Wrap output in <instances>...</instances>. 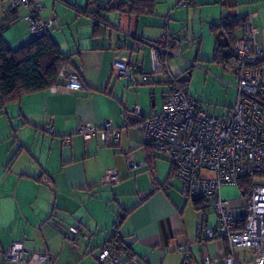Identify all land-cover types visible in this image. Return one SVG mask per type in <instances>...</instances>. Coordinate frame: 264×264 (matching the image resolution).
<instances>
[{
  "label": "crops",
  "instance_id": "obj_1",
  "mask_svg": "<svg viewBox=\"0 0 264 264\" xmlns=\"http://www.w3.org/2000/svg\"><path fill=\"white\" fill-rule=\"evenodd\" d=\"M34 1L43 7V20L55 19L49 35L79 69L85 87L71 91L55 85L0 109V264H15L7 262L3 253L20 238L28 254L48 250L52 264H99L95 259L98 249L116 230L129 251L145 264H186L176 239L190 252L192 262L188 264H203V258L220 255L223 241L198 242L197 223L204 220L215 227L216 219L210 225L205 210L200 213L185 198L170 160L155 153L153 163L130 168L126 158L130 156L135 162L147 158L149 148L143 144L136 124L161 111L169 76L187 69L190 76L194 63H211L216 42L211 25L242 16L226 9L218 18L205 19L212 42L204 51L203 32L199 43L190 27L195 12L199 9L201 13L207 5L216 8L217 4L236 8L237 0H190L185 9H175L174 0H152L149 11H101L98 21L90 14L95 8L87 6L88 0ZM98 1L105 4L110 0ZM7 9L10 1L0 0V23L5 21ZM14 10L16 20L2 30L11 48L32 37L28 10L22 6ZM113 29L117 31L115 45L109 40ZM165 32L176 41L172 53L180 52L182 41L198 43L192 59L180 56L185 61L177 72H171L169 66L174 54L167 57L166 66H161L164 55L155 57L148 44L137 46L142 40L155 41ZM242 35L239 28L236 39ZM259 42L264 46V39ZM119 52L129 56L131 68L148 75L147 81L137 85L150 86V103L137 85L113 75L112 63ZM140 90L146 92V88ZM134 105H138L139 114L134 113ZM105 121L124 129L118 141L107 144L98 135L85 140L77 133L80 122L102 128ZM45 125L52 131L47 132ZM65 135L71 136L68 146L62 143ZM108 170L116 171L117 182L106 179ZM231 186L222 187V196L238 199L229 193ZM56 220L77 228L79 236L66 238L55 226ZM250 254L240 252L237 264H245ZM120 256L124 260L125 255ZM251 261L249 257L248 263Z\"/></svg>",
  "mask_w": 264,
  "mask_h": 264
},
{
  "label": "built area",
  "instance_id": "obj_2",
  "mask_svg": "<svg viewBox=\"0 0 264 264\" xmlns=\"http://www.w3.org/2000/svg\"><path fill=\"white\" fill-rule=\"evenodd\" d=\"M10 6H22L28 10L26 15L31 36H37L54 23L55 19L43 20L40 14L43 7L34 0H9ZM190 0H175L174 6L187 7ZM253 15H242L243 35L233 46L235 65L232 69L236 77V98L228 112L216 115L202 109L201 103L190 96L186 75L173 78L169 76V91L165 95L162 109L140 119L136 124L143 144L149 148L148 156L142 162H135L127 156L130 168L141 164H151L155 153L173 165L174 176L183 184V194L188 199L204 200L216 217L215 227L204 220L196 225L199 243L218 239L224 242L222 253L216 257L203 258V264H237L240 252L251 253V264H264V46L257 39V28L252 22ZM9 13V18L12 19ZM117 31L111 30L109 40L115 45ZM143 42V43H142ZM175 39L168 32L152 42L142 40L140 47L148 44L155 57L165 56L161 66H166L167 57L175 54L171 46ZM112 73L126 77L129 83L137 85L147 81L148 75L140 73L137 67L131 68L129 56L117 53L112 63ZM61 84L67 90H80L85 87L78 68L70 62L64 63L60 70ZM53 87V86H52ZM133 111L139 114L138 105ZM44 129L51 132L50 125ZM123 128L113 127L105 121L102 128L80 122L77 133L83 139L98 135L107 144L119 140ZM71 136L62 137L63 145H70ZM245 176L256 177L243 199H229L221 194L225 185H238ZM106 179L117 182L115 170L106 172ZM55 226L62 230L66 238L79 236V230L70 227L62 220ZM87 238V237H86ZM176 246L184 253L186 264L192 262L189 251L175 240ZM9 263L52 264L48 250L28 254L23 246V238L11 242L4 251ZM99 264H145L133 256L125 262L120 254L103 244L95 256Z\"/></svg>",
  "mask_w": 264,
  "mask_h": 264
},
{
  "label": "trees",
  "instance_id": "obj_3",
  "mask_svg": "<svg viewBox=\"0 0 264 264\" xmlns=\"http://www.w3.org/2000/svg\"><path fill=\"white\" fill-rule=\"evenodd\" d=\"M87 6L95 8L94 11H90V14L98 21L101 11L126 9L132 13L146 12L151 10L153 1L115 0L113 2L110 0L103 4L98 0H88ZM15 7L10 6V9H7L5 21L0 23V109L8 103L19 102L26 94L62 84L63 79L60 76V70L64 63L69 62V57L63 54L57 43L49 35V29L37 36H32L17 48H11L6 43L2 30L5 25L7 26L16 20ZM9 13L12 14V19L9 18ZM243 25L244 19L242 17L220 25H211V31L216 37L211 62L223 64L224 68L228 70L233 69L236 62L233 55L236 31ZM221 38H224L226 42L223 43ZM187 71L188 69L172 77L186 75V80H189ZM252 182V176L242 177L238 180V187L242 193H246ZM192 202L194 207L199 210L204 211L208 206L204 200L196 199ZM117 222H121V217L118 218ZM116 231L104 244L119 254L125 255L124 261L127 262L134 254L129 251Z\"/></svg>",
  "mask_w": 264,
  "mask_h": 264
},
{
  "label": "rangeland",
  "instance_id": "obj_4",
  "mask_svg": "<svg viewBox=\"0 0 264 264\" xmlns=\"http://www.w3.org/2000/svg\"><path fill=\"white\" fill-rule=\"evenodd\" d=\"M187 7L174 6L175 9H185ZM204 7L205 8L203 11H201V13L198 9L197 12H195L193 22L190 21V27L194 28V33L197 36L195 39H198L199 43L201 39V33L203 32L204 34V41H202V46L205 48L204 51L209 50L212 42V35L209 32V25L205 19L211 20V18L219 16L221 10H233V12L242 13V15L253 14L252 22L257 28V39H264V0H237L236 8L232 9L226 7L221 8L219 4H217L216 8L211 7V5ZM199 16H201V18ZM181 30H183V33L186 32V28L184 26L181 28ZM197 44L198 43H196V41L194 42L193 40L188 42L182 41L180 52H178V50L174 55L170 56L169 66L171 72H177L180 70V67H182L183 61L185 60L180 58L181 55L184 56V58L189 57L192 59ZM236 82L237 80L233 72L231 70L225 69L223 64H216L212 62L201 64L196 62L191 67V74L189 76V80L187 81V88L190 96L201 103L203 111L210 114H219L225 112L227 110L226 108L231 106V104H234L236 98V89L234 88V85ZM138 87L140 89L146 88V92H143L140 89L139 91L142 96L144 94L146 95L147 104L150 103V96L148 93L150 86L145 85ZM157 93L156 95H158L159 98L160 91ZM252 181L258 182L259 180L256 177H252ZM231 187L232 188L229 192L230 194H234V196L237 195L236 198L238 199L244 198L241 195V190L238 185H232ZM188 201L192 203L191 199H188ZM199 212L203 214V210H199ZM204 213L208 216L209 224L213 225L216 219L214 212L210 209V207L207 206ZM182 254L184 253L182 252ZM252 256V254L247 256L245 264H249V257L251 258Z\"/></svg>",
  "mask_w": 264,
  "mask_h": 264
}]
</instances>
